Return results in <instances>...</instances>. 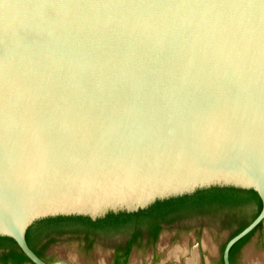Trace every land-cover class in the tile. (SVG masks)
Here are the masks:
<instances>
[{
    "label": "water",
    "instance_id": "obj_1",
    "mask_svg": "<svg viewBox=\"0 0 264 264\" xmlns=\"http://www.w3.org/2000/svg\"><path fill=\"white\" fill-rule=\"evenodd\" d=\"M252 196L222 264L264 225V0H0V236L32 264H71L27 245L45 216Z\"/></svg>",
    "mask_w": 264,
    "mask_h": 264
},
{
    "label": "rangeland",
    "instance_id": "obj_2",
    "mask_svg": "<svg viewBox=\"0 0 264 264\" xmlns=\"http://www.w3.org/2000/svg\"><path fill=\"white\" fill-rule=\"evenodd\" d=\"M213 215L215 216L190 214L184 219L191 227L200 226L196 234L189 228L180 231L179 236L172 237V230L161 229L155 240L154 248L157 252L153 256L150 255V248L132 252L130 264H194L198 246L206 264H217V248L220 249V245L235 230L237 224L234 221L221 223L219 218H216L221 217V214ZM197 239L198 245H195ZM83 246L84 243H77L74 239H60L50 241L41 252L51 260L63 258L72 264H97V260L98 264H105L101 260H107L110 250L108 247H100L99 243L95 242V251L90 257L83 253ZM182 252L185 253L183 260H176V255ZM239 254L238 264H264V225L260 224L250 233L240 246Z\"/></svg>",
    "mask_w": 264,
    "mask_h": 264
},
{
    "label": "trees",
    "instance_id": "obj_3",
    "mask_svg": "<svg viewBox=\"0 0 264 264\" xmlns=\"http://www.w3.org/2000/svg\"><path fill=\"white\" fill-rule=\"evenodd\" d=\"M203 212H218L221 214L222 222H236L237 226L231 233L233 234L241 229L249 220L254 217V196L240 199H232L226 197H194L183 202L172 203L167 208L132 211L122 223V225L104 219L90 222L84 215L45 216L38 221V223L31 231H26V243L43 260L51 261L50 258H43L41 251L36 250L34 247L37 240L41 236L48 234V232L54 231L61 233L68 231L76 233L78 231H91L112 233L125 229H131V231H133L134 226L139 224L147 227L152 233L153 237H156V233L159 228L158 223L160 221L169 222L176 218L187 216L193 213ZM259 225L260 223L252 230H250L246 235H243L238 240H236L230 246L228 250L229 264L233 263L232 252L235 247L245 241L250 233ZM131 240L132 236H130V239L124 246L117 247V250H123V258L119 263L114 258L112 264L127 263V255L130 250ZM0 246L8 247L9 249L8 252H4L0 257V261L2 262V264H5V262H11L12 264H23L25 262H29L30 264H32L18 249V247L10 237L0 236ZM221 247L222 244L220 245V252ZM116 255L118 256L119 254L116 253ZM218 261L219 264H222L220 254Z\"/></svg>",
    "mask_w": 264,
    "mask_h": 264
},
{
    "label": "flooded vegetation",
    "instance_id": "obj_4",
    "mask_svg": "<svg viewBox=\"0 0 264 264\" xmlns=\"http://www.w3.org/2000/svg\"><path fill=\"white\" fill-rule=\"evenodd\" d=\"M217 214L218 212H203V213H193L195 215H210V216H215L213 214ZM188 216V215H187ZM187 216H183L180 218H176L172 221L166 222V221H160L159 224V228L158 231L156 233V237L158 236V233L161 229H166V230H172L173 235L172 237H177L179 236L180 231H186L187 229L191 228L193 230V233L196 234L198 233V226H193L191 227L190 224H188V222L184 221V219ZM211 218V217H210ZM209 218V219H210ZM219 218V221H221V217H216ZM201 221H199L200 223ZM222 223V221H221ZM130 236H132V240H131V244H130V250L129 253L127 255V263H130V254L132 252H136V251H140V250H146L150 248L151 251V256H153L157 251L155 250V240L156 237H153L152 233L150 232V230L142 225H136L134 226V230L131 231V229H125L122 231H116V232H84V231H78L76 233H72V232H48V234H45L43 236H41L37 242L35 243V249L36 250H40L46 245L48 244L50 241H57L60 239H74L77 243H84L83 246V253L90 256L91 257V253L93 251H95L94 248V244L95 242H98L100 247H108L110 250L108 252V257L107 260H104L103 262H105V264H112L113 259L115 258L117 260V262L119 263L122 258H123V250H117L118 246H124L127 241L130 239ZM245 241H243L242 243H244ZM242 243L238 244V246L235 247V249L232 252V258H233V263L232 264H238L239 263V259H240V254H239V248L242 245ZM195 245H198V239L195 240ZM8 247H2L0 246V257L4 252H8ZM217 252L218 254H220V249L218 250L217 248ZM116 253H118L119 255L117 256ZM42 254V252H41ZM185 253H179L176 256V260L180 261L183 260V256ZM43 258H46L43 254H42ZM41 258V257H40ZM219 258V255H218ZM67 260V259H66ZM69 261V260H68ZM102 261V260H101ZM70 262V261H69ZM0 264H2V262L0 261ZM5 264H12L11 262H5ZM23 264H30L29 262H25ZM72 264V263H71ZM97 264H98V260H97ZM194 264H206L204 262L203 256L200 253V246L197 247V258L194 262ZM219 264V261L218 263Z\"/></svg>",
    "mask_w": 264,
    "mask_h": 264
},
{
    "label": "snow or ice",
    "instance_id": "obj_5",
    "mask_svg": "<svg viewBox=\"0 0 264 264\" xmlns=\"http://www.w3.org/2000/svg\"><path fill=\"white\" fill-rule=\"evenodd\" d=\"M55 11H56L55 8L50 6V7L47 8L46 13H47L48 16L53 17L55 15Z\"/></svg>",
    "mask_w": 264,
    "mask_h": 264
},
{
    "label": "crops",
    "instance_id": "obj_6",
    "mask_svg": "<svg viewBox=\"0 0 264 264\" xmlns=\"http://www.w3.org/2000/svg\"><path fill=\"white\" fill-rule=\"evenodd\" d=\"M147 262L149 261L148 258H144Z\"/></svg>",
    "mask_w": 264,
    "mask_h": 264
},
{
    "label": "bare ground",
    "instance_id": "obj_7",
    "mask_svg": "<svg viewBox=\"0 0 264 264\" xmlns=\"http://www.w3.org/2000/svg\"><path fill=\"white\" fill-rule=\"evenodd\" d=\"M103 261V260H102Z\"/></svg>",
    "mask_w": 264,
    "mask_h": 264
}]
</instances>
